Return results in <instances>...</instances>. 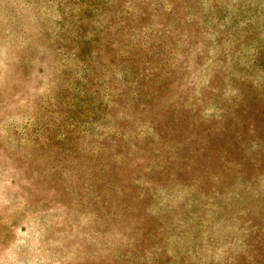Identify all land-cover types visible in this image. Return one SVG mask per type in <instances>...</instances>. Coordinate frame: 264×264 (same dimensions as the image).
<instances>
[{"label":"rangeland","instance_id":"rangeland-1","mask_svg":"<svg viewBox=\"0 0 264 264\" xmlns=\"http://www.w3.org/2000/svg\"><path fill=\"white\" fill-rule=\"evenodd\" d=\"M0 264H264V0H0Z\"/></svg>","mask_w":264,"mask_h":264}]
</instances>
